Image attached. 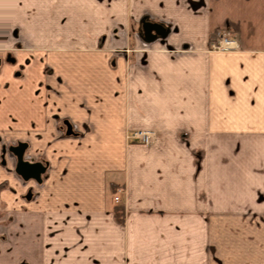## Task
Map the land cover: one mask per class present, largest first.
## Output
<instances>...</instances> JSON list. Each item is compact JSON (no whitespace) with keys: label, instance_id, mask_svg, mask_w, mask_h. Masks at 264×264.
<instances>
[{"label":"crops","instance_id":"obj_1","mask_svg":"<svg viewBox=\"0 0 264 264\" xmlns=\"http://www.w3.org/2000/svg\"><path fill=\"white\" fill-rule=\"evenodd\" d=\"M0 50V264H264V0H0Z\"/></svg>","mask_w":264,"mask_h":264},{"label":"water","instance_id":"obj_2","mask_svg":"<svg viewBox=\"0 0 264 264\" xmlns=\"http://www.w3.org/2000/svg\"><path fill=\"white\" fill-rule=\"evenodd\" d=\"M141 35L144 41H151L156 37L164 36L166 30L160 23L142 19L140 21ZM25 146L19 142L7 148V151L14 157V172L23 180L32 179L40 181V174L44 166L38 161H27L24 158ZM3 163V160H2Z\"/></svg>","mask_w":264,"mask_h":264},{"label":"built area","instance_id":"obj_3","mask_svg":"<svg viewBox=\"0 0 264 264\" xmlns=\"http://www.w3.org/2000/svg\"><path fill=\"white\" fill-rule=\"evenodd\" d=\"M229 42H230V40L228 39V37L225 33L217 32L215 34V36L213 37L210 46H211V48L216 49V48H220L223 45H228ZM129 137L135 138V139L139 140L140 142H142L143 144H149L151 142L150 132L144 131V130H135V131L131 132ZM113 199L115 201H117L116 196H114Z\"/></svg>","mask_w":264,"mask_h":264},{"label":"rangeland","instance_id":"obj_4","mask_svg":"<svg viewBox=\"0 0 264 264\" xmlns=\"http://www.w3.org/2000/svg\"><path fill=\"white\" fill-rule=\"evenodd\" d=\"M142 19L139 20V22L137 23V29L132 33V36H134L135 38H138V39H143L142 35H141V30H140V21ZM144 20H147V19L144 18ZM147 21H151V20H147ZM151 22H155V21H151ZM157 23H159V22H157ZM19 49H21V48H19ZM0 57H1L0 58V71L2 70L3 67L8 66V64L12 65V64L16 63L15 55L13 54V52H9L8 50H4V51L0 50ZM20 66H21V64H19V67ZM7 143H8L7 141H4L2 143L3 144V146H2V151L3 152H4V150L7 151V148L10 146V144L8 145ZM17 143H19V142H17ZM9 155L10 154L8 152L7 155H6V158H9ZM2 160H3V162L6 161L5 156L3 154H2Z\"/></svg>","mask_w":264,"mask_h":264},{"label":"trees","instance_id":"obj_5","mask_svg":"<svg viewBox=\"0 0 264 264\" xmlns=\"http://www.w3.org/2000/svg\"><path fill=\"white\" fill-rule=\"evenodd\" d=\"M113 216L116 222L122 223V207L121 205H114L113 206Z\"/></svg>","mask_w":264,"mask_h":264}]
</instances>
